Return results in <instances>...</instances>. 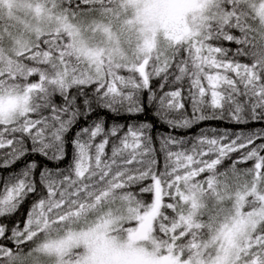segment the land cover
Masks as SVG:
<instances>
[{
	"label": "snow or ice",
	"instance_id": "obj_1",
	"mask_svg": "<svg viewBox=\"0 0 264 264\" xmlns=\"http://www.w3.org/2000/svg\"><path fill=\"white\" fill-rule=\"evenodd\" d=\"M207 120L264 123V0H0V264H264V129Z\"/></svg>",
	"mask_w": 264,
	"mask_h": 264
},
{
	"label": "trees",
	"instance_id": "obj_2",
	"mask_svg": "<svg viewBox=\"0 0 264 264\" xmlns=\"http://www.w3.org/2000/svg\"><path fill=\"white\" fill-rule=\"evenodd\" d=\"M225 46L229 47V48H233V49L236 47L234 44H229V43H226ZM54 99H55V102L57 104H61L63 102L62 98H60L59 96H56ZM99 116H101L103 119H105L109 125L112 123H119V124H123V125H127L129 123H136V122L152 123L155 125V127L152 129L154 136L157 132L167 131V129L165 127L160 126L156 122V119L154 116V109L151 107L146 108L142 114L133 115V116H129V115L124 114V113L117 115V114L105 112V111H101L99 113ZM93 118H95V116ZM81 124H83V122H81ZM79 126L80 125H77V128ZM207 128L228 129V130L233 131V132H240V131L252 132V131H258V130L264 129V123L254 122V123H249L246 125H237V124L231 123L227 120H207V121H204V122L194 126L193 128H191L189 130H186L183 132H178L176 134L186 135V136H195L199 133V131L201 129H207ZM74 131H75V129H74ZM69 152H71V146L70 145H69ZM37 159H39V158L37 157ZM45 163H47V162H45ZM251 164H252V162L249 161L246 165H243V166L249 167V166H251ZM49 166H51V165H49ZM64 166L65 165H61V167H64ZM20 167H22V165L17 163L12 168H0V178L7 176L10 172L18 171ZM29 207H30V204L26 203L22 207L20 212L16 216L10 218V220L8 222L11 224L13 221H19L22 225Z\"/></svg>",
	"mask_w": 264,
	"mask_h": 264
}]
</instances>
